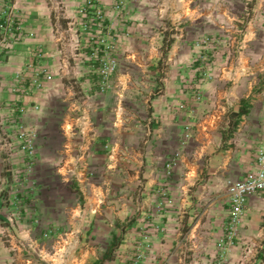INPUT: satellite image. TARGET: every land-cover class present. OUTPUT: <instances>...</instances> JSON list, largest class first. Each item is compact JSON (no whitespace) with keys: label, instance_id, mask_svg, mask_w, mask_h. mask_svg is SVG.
<instances>
[{"label":"crops","instance_id":"crops-1","mask_svg":"<svg viewBox=\"0 0 264 264\" xmlns=\"http://www.w3.org/2000/svg\"><path fill=\"white\" fill-rule=\"evenodd\" d=\"M66 1L76 3V0ZM130 1V36L120 49V56L127 55L125 60L121 59L118 71L111 78V89L105 95H97L92 88L94 80L80 79L85 91L94 92L90 109L91 142L80 143L72 131L77 119L76 106L71 98H67L61 82L53 81L35 98L45 111L43 114L50 118L45 126L47 134L42 135L39 142L34 171L28 178L30 183L27 187L22 185L24 188L6 190V196L10 197L8 204L2 203L5 194H0V264H42V259L30 256L29 252L11 251L16 241L21 242L18 238L28 240L23 244L30 250L36 248L44 255L46 264H62L55 256L57 253L51 255L52 249L55 250L53 239L47 236L46 241L39 243L40 228H51L53 233H60L57 238L64 246L58 244L56 248L67 254L64 264L97 262L107 247L100 254L95 249L87 251L82 247L110 243L116 237L114 228L125 221L129 224L127 234H123V244L129 246L140 240L137 229L146 233L149 248L143 252L139 264H161L180 236V224L194 228L199 225L196 213L203 189H206L207 200L211 202L207 220L202 223V228L212 229V237L207 236L208 242H213L226 228L225 219L229 211L226 189L252 169L257 148L264 142L256 132L262 107L259 103L258 108L254 107L246 116L238 117L235 115L239 104L229 109L228 106L243 97L245 82L237 79V86L224 88L229 74L225 69H219L227 61L221 57L218 47L214 46L213 78L201 86L208 101L206 105L194 100L191 90L195 82L193 71L189 73L186 68L192 69L193 58L198 53L194 42L205 36L221 37L223 32L217 24L229 19L226 15L229 10L238 13L235 8L237 2L166 0L174 9L173 18L178 21L180 29L172 36L175 39L168 49L172 70L164 78L161 92L156 96H151V85L155 83L147 78L148 87L143 89L142 97L149 101L150 110L147 111L136 106L140 101L136 92L140 88L137 86L143 77L126 76L123 68L136 66L143 69L145 65L155 64L158 44L154 43L151 34L155 12L151 0ZM17 6L27 13L29 21L26 20L24 26L27 33L23 34L27 39L14 45L13 55L0 60V105L5 108L16 100L9 87L13 85V75L18 67L31 59L38 47L52 52L51 55L57 48L49 30L51 14L43 1L18 0ZM141 17L143 24L138 22ZM248 26L243 47L247 46L251 53L261 52L264 48L262 27L260 24ZM46 63L50 65V59ZM220 72L222 76H218ZM124 84L129 87L125 91L119 90L124 89ZM186 86L190 89L185 92L182 88ZM179 104L183 108H179ZM38 116L29 111L21 120L29 127L35 125L41 129L43 121ZM230 116L234 123L240 122L241 125L246 122L244 117L249 120L247 126L240 130L238 144L234 147L229 145L227 134L230 131H226ZM187 127L188 131L185 130ZM185 133L189 134L187 140H184ZM78 144L81 150L87 151L84 162L75 157ZM41 146L51 151H44ZM62 148L66 153L60 159L58 151ZM177 151L180 158L166 180L165 165ZM13 162L18 164V161ZM60 163L62 166L56 171L55 167ZM6 168V162L0 155V186L9 181ZM167 193L169 201L165 198ZM262 210L264 192L249 197L238 231L241 237L251 238L259 231L264 235L260 229ZM12 230L15 233L11 234ZM121 248H117L114 259L105 264H128L127 261L133 259L134 254L121 251Z\"/></svg>","mask_w":264,"mask_h":264},{"label":"rangeland","instance_id":"rangeland-1","mask_svg":"<svg viewBox=\"0 0 264 264\" xmlns=\"http://www.w3.org/2000/svg\"><path fill=\"white\" fill-rule=\"evenodd\" d=\"M18 0H2L0 1V21L4 19H10L13 17L14 24L12 34L6 36V40L1 46L0 51V60L6 59L7 57L13 55L15 52L14 45L18 41H22L27 39L25 35V23L27 13L25 10L18 8L17 6ZM46 10L49 12V15L52 13L54 17V25L51 24L49 27L51 33V40L56 44V53L51 55L48 50H43V48L38 47L33 51V56L31 59L24 61L14 72L13 75V85L10 88V93L15 95L16 100L11 103L7 108L4 105H0L1 115L0 120L2 123V127L6 129L7 133H12V130L9 128V116L10 111L14 105L22 106L24 102H30L38 107L37 110H28L25 115L30 111V113H34L38 116L40 121H43L41 124V129H38L35 125L32 127L27 126L28 128H32L35 133L36 139V148L35 155L33 161L28 160L23 152H21L20 146H14L11 151H7L5 149L0 148V155L4 158L7 168L6 175H8L9 181L4 183V185L0 186V194H5V197L2 198L3 204L10 203L9 196H6V190L13 189L14 187H27V184L30 183L28 178L31 173L34 171L36 151L38 146H40V141H42V135H46V127L47 121L50 119L45 111L43 112L41 106L35 102V98L42 94L47 85L50 83H45L44 89L42 91L36 92L32 95L25 94V88L27 87V77L30 74L27 70L24 69L27 62L33 61L34 64L38 63V59L35 58L36 54H42L41 64L43 66L48 67L49 69L54 71V79L63 84L66 89L67 98H71L76 106V114L77 119L75 121V125L72 127V131L77 136V139L80 143H85L86 140L91 142L90 135L92 134V120H91V110L92 104L94 101V92L97 95H105L111 89V78L118 71L119 63L121 59L125 60V56H120V49H122L126 45V40H128L130 34L128 32V27L132 22L128 16L130 12V0H76L75 4L68 3L66 0H42ZM238 13L236 11L231 13L230 10L226 12V15L229 16V19L222 23L217 24V27L223 32L222 36H217L213 38L211 36L198 39L194 42V47L198 50V53L195 58H193L192 69L188 66L186 68L187 72L190 73V70L193 71L192 77L193 87H192V95L194 100L199 104L208 103L206 99V94L202 90V85L208 82H211L213 78V62L215 60L214 51L215 47L221 49V57L226 59V64L220 67L219 69H225V71L229 74L228 80H225L224 88L227 90L232 89L234 86L239 84L237 79L240 81L243 80L245 91L242 93L243 97L239 99V103L235 100V103L228 106L229 109H233L234 106H238V111L241 106L247 110V113L254 107H259V103L261 104V119L259 121V126L257 128V137H260L264 141V48L263 50L256 51L251 53L247 46L244 48L243 39L244 35L246 36V31L249 30L248 25H261V35H262V45H264V0H235ZM152 8L154 9V18L155 25L152 26V36L154 37V43L158 44V48H156L155 52V64L152 66H147L142 69V67H128L125 66L123 68V72H125L126 76H134L137 75L139 78L143 77L142 83L137 87L140 90L138 92V97H140V101L136 103L138 109H146L149 108V101L146 102L143 97V89L148 87L147 78H150V81H154V85H151V96L157 95V93L161 92L162 84L164 78L170 73L172 70L170 57L168 55V49L170 45L174 41V37H172L180 27L178 26V21L174 20L173 16L174 9L166 0H151ZM119 7V8H118ZM100 12L101 19L96 18L94 12ZM233 14V15H231ZM236 15V16H235ZM233 16V18H232ZM68 19V21L72 22L70 26V31L68 33L64 32L62 21ZM233 19V20H232ZM235 19V20H234ZM29 21V20H28ZM131 21V22H130ZM138 22L143 24L142 17L139 18ZM82 25H86L87 29L82 30ZM48 29V27H47ZM78 29H80L78 31ZM54 30V32H53ZM252 30V29H251ZM252 33V32H251ZM70 35L74 36V42L71 45L67 40L70 38ZM261 37V36H260ZM60 39V42L57 41ZM103 40L105 45L107 46L109 43H113V49H110L111 53L117 59L118 66L116 71L112 74L109 82V88L106 93L100 94L98 93V67H99V58L103 55V46H100V41ZM232 42V44H231ZM198 43V45H197ZM242 45V48H240ZM109 46V45H108ZM91 48L99 49V54L97 56L91 55ZM109 51V52H110ZM205 56V58H203ZM45 59V60H44ZM51 61V64L48 65L46 60ZM65 59L69 61V68L64 72L65 78H61L62 73L59 71H55L60 64V60ZM224 59V60H225ZM241 60V61H240ZM54 65V66H53ZM24 69V72H20ZM175 70V68L173 69ZM177 71V68H176ZM19 75V78H17ZM223 73L220 72L218 76H222ZM206 76L209 78L207 79ZM81 78H91L93 81L92 88H94V92L85 91L83 84H80ZM221 78V77H220ZM226 79V78H225ZM52 83V82H51ZM194 84H197L195 87ZM132 85V84H131ZM124 89L121 91H125L128 85H123ZM133 87V86H131ZM189 87L182 88L183 91H188ZM120 91V92H121ZM65 95V96H66ZM145 98H147V94H145ZM238 99V97L236 98ZM209 105V104H208ZM84 108V109H83ZM91 109V110H90ZM244 114V116H246ZM24 115V116H25ZM23 116V117H24ZM230 122L228 121V128L226 131H230L228 135L229 145L234 147L238 144L239 135L241 133L240 130H243L244 127L247 126L249 120H246L244 117V121H246L243 125L240 122L234 123V119L230 116ZM240 121V120H239ZM233 123L235 125H233ZM240 126V127H239ZM1 127V126H0ZM8 129V130H7ZM85 129V130H84ZM246 131L245 134H247ZM14 133H12L11 139H14ZM45 139V138H44ZM264 143V142H263ZM263 144L259 145L257 149H259ZM78 144L76 148L75 157L81 161V157L85 160L87 155L86 150H81ZM82 146V145H81ZM43 148V146H41ZM80 148V149H79ZM44 149V148H43ZM42 149V150H43ZM140 151H142V145L140 146ZM45 150H50L45 148ZM64 148L58 151V157L60 159L64 156L66 152H64ZM51 151V150H50ZM109 151V148H108ZM178 152V151H177ZM173 157V156H172ZM171 157V158H172ZM64 158V157H63ZM170 158V159H171ZM170 159L168 161H170ZM18 161V164L13 161ZM167 161V162H168ZM62 162V160H61ZM9 165V166H8ZM62 166V163L56 165L55 169L58 171ZM174 169V168H173ZM250 171V170H249ZM248 171V172H249ZM247 172V173H248ZM173 172L170 175L165 174L166 180L169 179ZM11 179V180H10ZM201 182H204L203 180ZM75 182L72 181V184ZM7 185V186H5ZM24 185V186H22ZM140 187V186H139ZM179 193L180 187L177 186ZM189 189V188H187ZM203 195L200 201V207L198 212L196 213L197 222L199 225L194 227H188L187 225L180 224V236L176 240L175 243L171 245V248L165 254V260L161 264H264V235L260 234V231L256 233V236H251V238H243L239 235V229L236 232V235L232 236L231 239H228L229 235L227 234L226 228L223 230V234H221L218 238H216L213 242H208L207 236H211L210 233L212 231L211 228L203 227L202 223L206 222V218L209 213V205L210 201L207 200L206 197L207 192L206 189H203ZM165 198L167 201L170 199V195L167 193ZM14 198L13 200H15ZM229 212V211H228ZM263 213L260 223V229L264 233V210L261 211ZM229 213L225 219V222H228ZM5 223V222H4ZM128 224L126 221L117 225L114 228L116 236V240L119 244V247H122L120 250L124 252H130L133 255V259L127 261L128 264H139L143 259V252L147 251L149 246L146 238V233L143 229H137V234H139L140 240H137L136 243L127 246V244L122 243L123 234H127ZM1 226H4L2 223ZM19 229V228H17ZM21 230H25L24 228H20ZM17 230V231H19ZM13 231V230H12ZM53 229L51 228H40L39 229V239L40 242L46 241V237L49 239H53L55 243H53L52 254H56V258H58L62 264L66 263L67 254L65 255L64 251L59 250L58 244L64 246V244L58 240L57 236L60 233H53ZM208 233L207 235L205 234ZM15 233L14 231L11 234ZM260 234V235H258ZM55 236V238L53 237ZM212 237V236H211ZM21 243H26L28 240L25 238H18ZM113 241V240H112ZM111 241V242H112ZM16 241L15 243H17ZM61 242V243H60ZM110 242V243H111ZM140 242V243H139ZM97 244V245H84L82 248H86L89 251L90 248L95 249L98 254L102 253L109 244ZM60 249H62V247ZM28 251H23V253L29 252L30 256L32 255L36 259H42L41 263L46 264L45 257L42 255L36 248L34 250H30L26 246ZM41 247H39V250ZM77 249V248H76ZM115 251H118L116 249ZM116 253V252H114ZM61 254V255H59ZM90 263V264H95ZM105 264V263H104Z\"/></svg>","mask_w":264,"mask_h":264},{"label":"built area","instance_id":"built-area-1","mask_svg":"<svg viewBox=\"0 0 264 264\" xmlns=\"http://www.w3.org/2000/svg\"><path fill=\"white\" fill-rule=\"evenodd\" d=\"M119 8V7H118ZM96 18L101 19L100 12H94ZM66 21L65 26L63 27L64 32L68 33L70 31V26L72 22ZM14 20L13 17L10 19H4L0 21V51L1 46H3L4 41L6 40V36L12 34ZM83 29L86 30L87 26L82 25ZM55 30V24H54ZM53 30V32H54ZM80 29H78L79 31ZM80 32V31H79ZM74 36L70 35V38L67 40L71 45L73 44ZM60 42V39L57 40ZM100 46H103V55L99 58V67H98V93L104 94L107 92L109 88V82L112 74L116 71L118 62L115 56L112 55L110 49H113L114 44L109 43L107 46L105 45L104 41H100ZM198 45V43H197ZM99 49L91 48V55L97 56L99 54ZM110 51V52H109ZM36 59H38V63L34 64L33 61L27 62L26 66L24 67L30 74L27 77V87L25 88L26 95H32L36 92L42 91L44 89L45 83H51L54 79V71L49 69L46 66L41 64L42 54H36ZM205 58V56H203ZM69 68V61L62 59L60 60V64L58 68L55 70L57 72H61V78H65L66 70ZM24 69L20 72H24ZM19 78V75H17ZM208 79L209 77L206 76ZM33 96V95H32ZM179 108H183V105L179 104ZM38 107L30 102H24L22 106L14 105L11 109L10 113V120H9V128L14 133V139H11L12 133H7L6 129L0 125V148L5 149L7 151H11L14 146H20L21 152L25 155V157L33 161L35 155V148H36V139L35 133L33 132L32 128H28L21 118L25 115L28 110H37ZM84 109V108H83ZM1 115V109H0ZM2 120V119H1ZM0 120V124L2 121ZM8 130V129H7ZM188 131V127L185 129ZM189 138V134H184V140ZM107 148V147H106ZM180 158V153H174L173 157L168 161L165 165L166 167V174L170 175L173 171L174 166L176 165L177 161ZM81 161L84 162L83 157H81ZM264 192V143L263 145L257 149L255 154V161L253 164L252 169L243 177L241 180L231 183L225 192L227 204L229 205V216L228 222L226 223V230L227 234L229 235L228 239H231L232 236L236 235L238 231L244 213L248 206V199L251 196L259 195L260 193ZM27 250L26 246L21 243L17 242L11 247L12 252L17 251H24Z\"/></svg>","mask_w":264,"mask_h":264},{"label":"trees","instance_id":"trees-1","mask_svg":"<svg viewBox=\"0 0 264 264\" xmlns=\"http://www.w3.org/2000/svg\"><path fill=\"white\" fill-rule=\"evenodd\" d=\"M51 18V24L54 25V17L53 14L51 13L50 15ZM66 21H62V24L65 26ZM247 113V110L244 109L243 106H241L240 110L238 111V113L235 115L236 117L240 116V115H244ZM234 116V117H235ZM119 244L116 240V237L113 238V241L109 244V246L107 247L106 251L104 252L103 256L95 263V264H104L106 261H111L114 259V252L115 250L118 248Z\"/></svg>","mask_w":264,"mask_h":264}]
</instances>
